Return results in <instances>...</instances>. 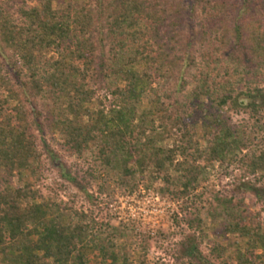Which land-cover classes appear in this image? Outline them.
Segmentation results:
<instances>
[{"label": "trees", "instance_id": "trees-1", "mask_svg": "<svg viewBox=\"0 0 264 264\" xmlns=\"http://www.w3.org/2000/svg\"><path fill=\"white\" fill-rule=\"evenodd\" d=\"M38 1L40 7H20L14 15L0 0V60L6 65L0 72L5 93L0 100V264H132L116 252L114 239L124 234L120 229L65 222L59 206L40 199L27 180L41 164L32 132L42 130L32 116L36 100L47 101L46 126L68 152L79 156L94 147L100 164L119 168L123 177L151 167L164 173L165 191L186 196L202 173L199 159L223 162L253 140L229 124L224 107L240 106L253 115L264 108V90L251 87L264 69V0H66L59 8L52 7L53 0ZM198 4L199 36L186 39L183 26ZM215 16H221L220 24H214ZM98 83L112 96L108 107L93 103ZM189 84V93L179 99ZM142 99L147 107L139 111ZM206 101L213 110L206 109ZM169 136L173 144L162 145ZM56 164L76 184L65 165ZM247 166L264 174V149L252 153ZM249 189L264 200V187ZM222 211L234 220L227 232L246 237L252 249H264L260 224H241L242 213L231 198ZM201 223L198 214L187 221L194 231L179 243L177 259L213 264L197 245ZM218 249L214 245L211 251ZM251 261L237 252L236 264Z\"/></svg>", "mask_w": 264, "mask_h": 264}, {"label": "rangeland", "instance_id": "rangeland-1", "mask_svg": "<svg viewBox=\"0 0 264 264\" xmlns=\"http://www.w3.org/2000/svg\"><path fill=\"white\" fill-rule=\"evenodd\" d=\"M5 1L14 15L20 7L41 5L38 0ZM84 1L80 0L79 3L83 4ZM166 1L170 3L176 0ZM65 3L66 0H53L52 7H63ZM200 7L199 4L194 7V16L188 25L183 26L182 35L186 39L193 35L196 38L199 36ZM230 14L229 12L227 17ZM213 18L214 24H220L221 16ZM203 21L209 24L212 19ZM190 29L193 31L189 33ZM107 45L108 41H104L103 50L106 53ZM5 66L0 60V72L4 73ZM251 67L254 69L256 66ZM253 80L251 87L258 86L264 90V69ZM192 86L193 84H189L179 99H183ZM94 87L93 103H102L108 107L111 94L102 83ZM240 88L245 89V85ZM4 98L5 93L0 89V100ZM46 102L37 99L32 113V116H37L42 126V130L32 128L36 145L42 155L38 173L27 180L38 191L40 199L59 206L65 222L90 221L96 223L97 228L98 224L104 223L117 227L124 234L114 239L116 252L121 256H128L132 264H138L140 260L147 264H190L187 257L177 259L179 243L184 236L194 231L187 221L198 214L202 223L200 232H196L197 245L206 260L213 264H236L237 252L241 251L247 253L252 264H264V249H252L248 246L246 237L227 232L226 225L234 220L222 211V203L231 198L232 203L242 213L241 224L251 227L260 224L264 230V200H258L249 189L264 187V174L262 171L252 173L247 166L250 155L264 149V108L253 115L240 106L227 104L224 107V115L229 124L247 131L253 139L251 144L247 149L237 151L236 157L223 162L199 159L197 163L202 173L195 189L186 196H177L173 194L175 192L165 191L167 185L163 180L164 173L156 174L151 167L144 173H136L133 178L123 177L119 168H107L100 164L94 147L83 151L79 156L68 152L63 146L62 138L57 133L50 132L46 126ZM205 105L206 109L213 110L207 101ZM146 107L147 102L142 99L138 110ZM4 108L10 111L11 107L6 103ZM38 112L39 116L36 114ZM197 134L201 138V129ZM173 142L174 137L169 136L161 144L170 147ZM199 142L201 147L205 146L203 139ZM48 149L55 151L57 157L52 158ZM57 162L65 165L66 170L75 178L76 184L63 177ZM90 172L94 175L93 178ZM167 173L171 178L176 176L172 168ZM12 180L16 185L20 184L16 177ZM174 191L177 192V187ZM214 245L219 247V252L211 251Z\"/></svg>", "mask_w": 264, "mask_h": 264}]
</instances>
